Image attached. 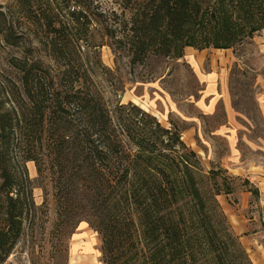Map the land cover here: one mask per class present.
<instances>
[{"label": "trees", "instance_id": "trees-1", "mask_svg": "<svg viewBox=\"0 0 264 264\" xmlns=\"http://www.w3.org/2000/svg\"><path fill=\"white\" fill-rule=\"evenodd\" d=\"M119 1L126 21L107 35L131 66L151 54L182 57L187 46L235 49L264 30V0ZM77 22L70 34L47 23L52 64L11 60L21 86L9 108L0 105V263L52 210L70 232L87 221L101 235L104 264H253L220 227L215 195L232 188L195 166L176 125L133 102L109 103L113 70L81 51L87 33Z\"/></svg>", "mask_w": 264, "mask_h": 264}, {"label": "rangeland", "instance_id": "rangeland-1", "mask_svg": "<svg viewBox=\"0 0 264 264\" xmlns=\"http://www.w3.org/2000/svg\"><path fill=\"white\" fill-rule=\"evenodd\" d=\"M121 12L119 0H0V105L9 108L13 84L21 86L11 60L28 55L52 64L47 23L66 25L70 34L80 18L81 33H87L81 51L97 54L117 81L118 87L106 93L109 103L133 102L164 126L176 125L196 154L195 166L214 172L224 189L232 188L215 195L217 211L226 218L220 227L255 264L253 257L264 258V120L258 100L264 85V30L235 49L187 46L182 57L151 54L145 63L131 66L127 51L107 35L110 30L121 34L126 21ZM225 98L235 115L231 122ZM25 167L41 205L36 165L28 161ZM58 218L52 210L41 215L0 264H104L101 235L87 221L72 233Z\"/></svg>", "mask_w": 264, "mask_h": 264}, {"label": "crops", "instance_id": "crops-1", "mask_svg": "<svg viewBox=\"0 0 264 264\" xmlns=\"http://www.w3.org/2000/svg\"><path fill=\"white\" fill-rule=\"evenodd\" d=\"M188 48H191V47H187L186 50H188ZM218 50H225V49H218ZM261 88L263 90L258 94V100H259V106H260V109H261V115H262V118L264 120V85H261ZM225 104H226V107H227V113H228V117H229V122H231V121H233V119L235 117L234 112H233V108L231 106V101L225 98ZM263 150H264V146H263ZM260 194H262V197L264 198V187L260 188ZM253 261H254L255 264H264V258L261 257V256H257V258L253 257Z\"/></svg>", "mask_w": 264, "mask_h": 264}]
</instances>
